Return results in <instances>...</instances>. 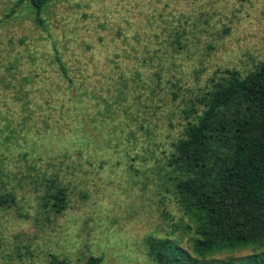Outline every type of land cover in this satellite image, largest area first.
I'll return each mask as SVG.
<instances>
[{
	"label": "rangeland",
	"instance_id": "obj_1",
	"mask_svg": "<svg viewBox=\"0 0 264 264\" xmlns=\"http://www.w3.org/2000/svg\"><path fill=\"white\" fill-rule=\"evenodd\" d=\"M18 2L0 0V264L189 249L169 161L216 85L264 63V0H50L41 27Z\"/></svg>",
	"mask_w": 264,
	"mask_h": 264
},
{
	"label": "trees",
	"instance_id": "obj_2",
	"mask_svg": "<svg viewBox=\"0 0 264 264\" xmlns=\"http://www.w3.org/2000/svg\"><path fill=\"white\" fill-rule=\"evenodd\" d=\"M49 1L18 4L26 2L41 27ZM169 165L180 177L175 194L187 221L183 233L192 237L189 249L175 239L147 237V257L154 264H207L223 252L264 249V63L244 78L232 72L216 85L196 123L175 145ZM66 201L57 189L43 208L60 214ZM7 202L0 196V204ZM228 263L264 264V250ZM51 264L66 262L53 258ZM86 264L100 260L90 257Z\"/></svg>",
	"mask_w": 264,
	"mask_h": 264
}]
</instances>
